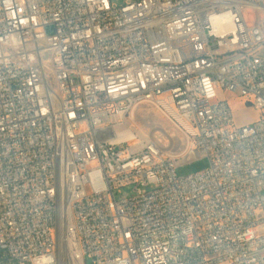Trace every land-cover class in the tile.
<instances>
[{
  "label": "built area",
  "instance_id": "2783aa9c",
  "mask_svg": "<svg viewBox=\"0 0 264 264\" xmlns=\"http://www.w3.org/2000/svg\"><path fill=\"white\" fill-rule=\"evenodd\" d=\"M246 9L264 0H0V264H264V25ZM219 93L261 118L237 127ZM142 105L179 154L128 128Z\"/></svg>",
  "mask_w": 264,
  "mask_h": 264
},
{
  "label": "rangeland",
  "instance_id": "374dc122",
  "mask_svg": "<svg viewBox=\"0 0 264 264\" xmlns=\"http://www.w3.org/2000/svg\"><path fill=\"white\" fill-rule=\"evenodd\" d=\"M245 19L250 24L264 25V12L246 9ZM264 57V49L259 54ZM219 99L225 100L231 106L237 127L251 125L257 122L262 112L255 107L252 100L244 99L239 95L229 93H219ZM126 125L133 131H138L144 135L154 136L156 141L168 148L170 140L173 142L171 153L179 154L183 149V139L167 123V121L151 106L142 105L135 109L126 120ZM209 162L207 159H200L192 164L182 165L177 168L178 176H189L207 169Z\"/></svg>",
  "mask_w": 264,
  "mask_h": 264
},
{
  "label": "bare ground",
  "instance_id": "6f19581e",
  "mask_svg": "<svg viewBox=\"0 0 264 264\" xmlns=\"http://www.w3.org/2000/svg\"><path fill=\"white\" fill-rule=\"evenodd\" d=\"M132 137H133L132 133L128 132L127 134L123 135L122 138L129 139V138H132Z\"/></svg>",
  "mask_w": 264,
  "mask_h": 264
}]
</instances>
